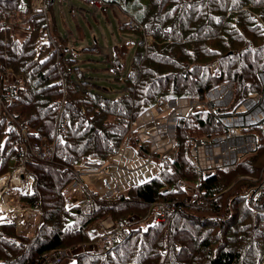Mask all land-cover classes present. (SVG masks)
<instances>
[{
  "label": "trees",
  "instance_id": "trees-1",
  "mask_svg": "<svg viewBox=\"0 0 264 264\" xmlns=\"http://www.w3.org/2000/svg\"><path fill=\"white\" fill-rule=\"evenodd\" d=\"M31 1L0 0V81L9 70L19 85L15 100L0 111V176L19 164L16 144L40 149L43 138L54 141L50 164L61 175L39 177L40 171L33 170V191L19 202L39 206L40 216L30 233H20L13 221L0 222V264H36L44 253L100 244L90 230L107 216L125 235L110 230L102 252H78L67 264H262L264 201L250 202L246 191L262 180L264 129L245 128L256 135L257 146L233 168L198 179L188 138L220 133L222 125L208 112H191L178 119L174 157L163 162L157 176L116 196L93 192L90 213L67 206L64 194L80 160L115 152L130 122L158 99L203 97L221 81L233 84L232 107L258 93L264 0H101L102 9L117 8L134 21L129 27L134 48L123 77L118 55L125 44L115 47L111 59L115 78L122 81L114 97L80 73L77 59L60 45L50 53L51 46H42L37 53V40L48 25ZM52 1L47 0L46 9ZM12 20L26 26L20 39L12 38ZM119 26L128 27L127 22ZM8 113L12 121L6 128ZM27 157L35 155L28 150ZM33 162L29 167L34 169L38 163ZM179 181L197 186V201L188 199ZM259 196L264 197V189ZM162 200L178 202L163 221L129 225L130 215H144L152 202Z\"/></svg>",
  "mask_w": 264,
  "mask_h": 264
},
{
  "label": "built area",
  "instance_id": "built-area-1",
  "mask_svg": "<svg viewBox=\"0 0 264 264\" xmlns=\"http://www.w3.org/2000/svg\"><path fill=\"white\" fill-rule=\"evenodd\" d=\"M89 5L102 6L101 0H86ZM46 0H32L31 6L36 11L45 15L47 10ZM11 21L8 25L12 31H24L26 26ZM128 27L134 26V21L127 20ZM48 26L42 30L43 40H38L37 49L48 46ZM259 79L261 89L258 93L248 95L237 105L232 107L233 84L231 81H221L217 85L205 91L203 97L197 96H173L167 99H158L151 106L143 109L130 122L129 128L123 137L120 146L115 152L102 157L96 154L84 156L74 170V179L65 187L64 198L68 205H79L83 212L90 213L93 210V192L107 197L125 193L131 186L142 184L157 176L163 167L164 161L174 157L176 145L175 127L178 119L191 112L203 111L210 113L222 125V131L214 135H203L188 138V157L197 171V178L215 170H228L235 166L244 154L252 152L257 146V137L249 132L247 127L264 129V70L260 71ZM18 82L11 71L3 75L0 81V111L16 98L15 89ZM60 105L61 100L55 105ZM54 105V104H53ZM12 115L8 113L6 128L10 127ZM156 130V131H155ZM60 136L64 135L65 126L62 124L57 130ZM159 132V133H158ZM25 137V130L23 131ZM29 143L15 145L16 153L20 159L13 171V177L21 179L24 183L21 194L31 193L32 176L26 175L25 170L33 161L50 163L53 157L54 141L43 139L41 148L28 149L35 155L28 158ZM67 171L66 168L62 169ZM87 175L90 182L96 184V188L90 187L82 179ZM262 180L255 186L247 189L246 196L249 201H264L259 196L264 188V171L261 172ZM12 177V178H13ZM179 185L188 192V199L198 200V188L196 185L179 181ZM177 200H162L152 202L148 213L142 219L128 217L129 225L149 226L155 222L163 221L170 211L175 209ZM254 210V209H253ZM108 217V216H107ZM110 218V217H109ZM111 219V218H110ZM112 224L99 232L96 236L100 244H83L77 248H61L44 253L36 264H63L72 261L74 254L78 252H102L105 242L109 240L110 230L117 229L120 236H124L126 230L118 226L111 219ZM105 232L106 236L101 234Z\"/></svg>",
  "mask_w": 264,
  "mask_h": 264
},
{
  "label": "rangeland",
  "instance_id": "rangeland-1",
  "mask_svg": "<svg viewBox=\"0 0 264 264\" xmlns=\"http://www.w3.org/2000/svg\"><path fill=\"white\" fill-rule=\"evenodd\" d=\"M47 20L50 38L48 46L52 47L49 53L60 45V48L66 50L68 56L77 59L75 65L78 66L80 73L86 77L90 76L98 86L105 87V93L109 96H116L121 91L122 81L120 78H115L116 74L112 70L111 59L115 47L122 44L126 46L125 52L118 55V58L124 61V67L119 72V77H123L129 67L135 41V36L129 27L123 29L119 26L121 23L127 22L126 16L118 9L115 11L112 8L102 9L100 6L89 5L86 0H53L49 9L47 8ZM8 28L10 29V27ZM19 31V28L17 32L16 30L12 31V38L20 39L22 32ZM24 130L25 127L20 125L21 134ZM35 166L34 169L32 167L26 168L25 174L34 175L33 170L36 169L40 171L41 176L39 177L50 176L57 179L61 175L60 170L48 162L41 161ZM61 171L63 170L61 169ZM262 171H264V166ZM3 175V177L0 176V180H5L0 184V205L9 204V211L3 216L0 214V222L14 220L20 233L28 231L30 233L40 216V208L19 202L22 186L15 189V185L11 182L13 170ZM82 179L90 187L96 188V184L90 182L87 175H82ZM20 182H22L21 179ZM253 209L255 210V208ZM147 213L148 210L144 215L134 214L130 216L142 219ZM110 224L112 221L109 216L104 217L97 220L90 231L98 234L108 228ZM103 235L106 236V233L103 232L101 237ZM262 264H264V259Z\"/></svg>",
  "mask_w": 264,
  "mask_h": 264
},
{
  "label": "bare ground",
  "instance_id": "bare-ground-1",
  "mask_svg": "<svg viewBox=\"0 0 264 264\" xmlns=\"http://www.w3.org/2000/svg\"><path fill=\"white\" fill-rule=\"evenodd\" d=\"M47 3V2H46ZM45 23V22H44ZM46 26V25H45ZM43 29V28H42ZM49 30V29H48ZM5 180H3V179H1L0 180V184H1V182L3 183ZM11 182H13V184L15 185V189H19L20 188V186H22V188L24 187L23 185H24V183H22V182H20V180L19 179H17V177L16 176H14L13 178H12V181ZM8 206H9V204H1L0 205V214H2V216L5 214V213H7L8 211H9V208H8Z\"/></svg>",
  "mask_w": 264,
  "mask_h": 264
},
{
  "label": "crops",
  "instance_id": "crops-1",
  "mask_svg": "<svg viewBox=\"0 0 264 264\" xmlns=\"http://www.w3.org/2000/svg\"><path fill=\"white\" fill-rule=\"evenodd\" d=\"M113 9V11H115V9H117V8H112ZM17 79V78H16ZM29 232V231H28ZM27 233V232H26ZM67 263H69L68 261H65L63 264H67Z\"/></svg>",
  "mask_w": 264,
  "mask_h": 264
}]
</instances>
